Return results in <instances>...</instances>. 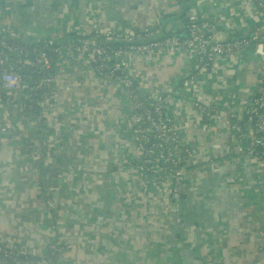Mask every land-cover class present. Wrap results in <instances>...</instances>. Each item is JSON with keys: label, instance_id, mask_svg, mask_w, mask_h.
I'll list each match as a JSON object with an SVG mask.
<instances>
[{"label": "crops", "instance_id": "crops-1", "mask_svg": "<svg viewBox=\"0 0 264 264\" xmlns=\"http://www.w3.org/2000/svg\"><path fill=\"white\" fill-rule=\"evenodd\" d=\"M115 1L122 17L108 21L105 8L102 15L108 26L123 21L126 10L137 8L134 15L128 14L139 19L140 28L161 21L165 34L179 29L173 25L183 24L184 13L188 12L221 17L220 28L228 36L264 29L255 17L243 26L237 17L238 0H185L181 10H173L170 0H121L120 5ZM242 2L250 4L249 0ZM56 3L63 14L56 26L35 33L30 32L35 26H29L32 20L28 15L16 18L15 23L24 25L21 30L27 31L25 36L33 41L24 43L39 46L61 36L79 38L88 29L90 12L104 7L102 3H90L70 8L62 0H53L52 4ZM2 8L0 1V14ZM8 27L11 29L5 26L4 30L14 34L15 26ZM57 60L60 69L53 92L59 101L52 103L53 109L48 108V112L56 113L59 119L58 123L50 120L48 124L59 132L56 143L60 152L66 151L74 162L75 171L58 173L65 175L63 187L68 195H56L54 206L36 198L41 188L28 165L19 162L14 137L0 136L3 243L36 254L61 242L66 246L67 259L82 264H264V231L260 228L264 225V171L249 154L255 131L247 113L248 95L241 97L236 90L237 69L233 71L226 59L217 58L214 66H207L212 75L210 84L199 90L192 88L184 95L177 87L192 72L193 60L187 53L175 59L158 55L138 64L141 95L163 101L172 123L193 150L182 199L174 210L160 187L153 186L139 168L129 164L135 156L132 133L123 122L125 115L116 99L119 95L102 86L83 60L68 55L58 56ZM24 87L12 108L3 107L0 101V130L14 122L19 134L24 120L37 130L38 123L28 113L25 115ZM193 103L202 104L205 111L217 113V117L207 118V113L201 114ZM89 114L93 122L90 134L76 136V125H87ZM66 137L72 146L65 144L64 150ZM48 163L52 165V161ZM89 165L94 167L89 169ZM75 183L76 194L71 192ZM30 203L32 207L26 208ZM55 207L61 210L57 220L50 214Z\"/></svg>", "mask_w": 264, "mask_h": 264}, {"label": "built area", "instance_id": "built-area-1", "mask_svg": "<svg viewBox=\"0 0 264 264\" xmlns=\"http://www.w3.org/2000/svg\"><path fill=\"white\" fill-rule=\"evenodd\" d=\"M242 1L238 0L240 5L237 17L243 26L248 25L250 17L259 19L262 22L260 26H264V0H249L250 4L247 6ZM170 3L173 10H181L184 4L183 0H170ZM103 11L104 8H100L90 12L88 29L80 33L79 38L68 35L45 40L43 45L47 48L46 51L40 52L36 46L27 43L9 45L4 38H0L2 106L9 108V102L16 99L24 84L23 76L14 71V64L32 71L38 68L53 71L58 69L60 62L51 53L57 57L68 55L71 59L77 57L78 60H83L87 70L97 77L102 86L119 95L116 99L123 109L126 126L132 133L130 142L138 154L140 173L145 178L146 172L152 173L153 177L148 180L153 186L160 187L172 208L177 210L189 173L188 160L193 157L192 146L189 142L185 143L183 133L172 123L173 118L160 98L149 96L143 101L139 100L136 90L140 78L138 64L158 55L175 59L182 52L187 53L193 60L192 72L181 81L177 89L188 95L192 88L199 90L210 84L212 75L208 73L207 66L209 63L214 66L217 58H224L233 71L241 65L246 66L237 81L236 90L241 97L243 94L248 95L247 113L253 121L255 131L249 154L257 159L259 167L264 171V29L253 30L250 35L241 32L237 39L232 40L220 28L221 17L188 12L183 24L173 25L180 26L179 29H171L167 32L168 35H164L161 21L154 22L148 28H140L126 20L108 26L104 21ZM227 26H230L229 23ZM249 49L253 50L254 58L245 64L242 53ZM54 83V78L44 76L38 89L53 88ZM53 101L57 102L58 96ZM193 106L199 108L201 114L207 113L209 119L217 117V113L205 111L202 104L193 103ZM223 115L229 117L224 112ZM7 123H11V119ZM0 133L13 136L17 133V126L14 122L4 125ZM15 145L17 147L18 142ZM153 156L160 160L152 159ZM263 227L264 225L260 227L261 230ZM2 251L0 245V252ZM5 254L17 264H72L67 259L65 250L51 245L36 254L27 251L16 253L13 250L6 251ZM55 255L59 256L58 260L52 258ZM32 256L37 259H31ZM27 257L29 261L24 262L22 259ZM0 264L4 263L0 261Z\"/></svg>", "mask_w": 264, "mask_h": 264}, {"label": "trees", "instance_id": "trees-1", "mask_svg": "<svg viewBox=\"0 0 264 264\" xmlns=\"http://www.w3.org/2000/svg\"><path fill=\"white\" fill-rule=\"evenodd\" d=\"M3 4L2 12L0 14V38L5 39L6 44H22L24 43L23 41H32L30 39H27V31L26 33L21 30L24 25H17L15 23L16 18L18 19L19 17L22 18L23 15H28L35 9L39 8L40 6H47L50 8L52 5L53 0H45L44 2H37L33 3L34 0H20L21 3H18L17 5H14L13 9H10L8 5L10 4V0H0ZM186 1L183 0V3ZM13 4V1L11 2ZM63 3V0H62ZM49 5V6H48ZM126 10L124 13H126V17L123 18V20L129 21L135 26H139L137 24H140L141 22L139 19H133L132 15L130 14H135L139 10L137 8H133V10L129 11ZM186 12V10H185ZM130 13V14H128ZM186 15V13H184ZM62 12L59 10V8H55V10L51 13H49L46 22H40V23H34L30 24L29 26H38L40 29H45L46 27L49 26H56L57 22L59 23V19L62 16ZM26 17L23 18L25 20ZM50 20V21H49ZM3 21V22H2ZM49 21V22H48ZM7 25L15 26L16 31L15 33L17 34V37L20 38H13L12 35L11 37H8L9 35H6L4 33V27ZM141 26V25H140ZM14 28V27H13ZM32 34V33H31ZM168 35V34H164ZM22 36V37H21ZM25 36V38H23ZM238 38V35L235 36V34H229V39L235 40ZM33 42V41H32ZM42 42V40H40ZM30 44V43H29ZM105 45V44H104ZM38 50L41 51H46L47 48L43 45V43H40L39 46H36ZM253 50L249 49L247 54H242V61L246 64L247 60H251L253 57ZM51 56L57 60V56L54 53H51ZM205 60V61H204ZM205 63H207L206 59H203ZM209 63V62H208ZM248 64V63H247ZM213 65L212 63H209V66ZM15 68L14 71H16L18 74L23 76L24 78V93L25 96L27 97L26 104H25V115L28 113V115H31V119L35 122L38 123L37 130L31 129L28 122L26 120L22 121L23 122V127L21 130H19V134H14V142L17 143V148H18V160L21 159L20 161L23 164L28 165L30 168L29 170L31 172V176L34 180H36L37 183H39V187L41 188L40 194L36 196L39 200H41L43 203L47 204L48 206L53 205V203L58 202L56 200V195L62 194L63 196H67V190L63 186L66 184V179L65 175L58 174L59 172L63 171L64 173H68L69 171H75V166L74 162L72 160V157L64 152H60V147L56 143V140L59 138V132L55 130V128H52L48 122L52 120L55 123H58L59 116L56 113L49 114L48 108L53 109L52 103L55 104L53 101L54 97L57 96L55 94V91L53 92V88H48V89H38V85L41 81V79L44 76H51L56 79V73L58 69L53 70V71H44L40 68H38L36 71L32 70H27L26 68H23L22 66L18 64H14ZM209 69V68H208ZM136 90L137 94L139 97V100L143 101L145 100V96L141 95L140 91L138 90V85L136 84ZM48 99V100H47ZM47 100V101H46ZM147 100V99H146ZM59 101V100H58ZM57 101V102H58ZM78 102H83V100L77 99ZM11 102H15L14 99L11 100ZM45 106H43V104ZM14 106V105H13ZM11 106V107H13ZM78 107H81L80 105ZM100 108V107H99ZM101 109V108H100ZM120 110L123 111L122 108ZM24 115V113H23ZM92 117L91 114L88 115V124L91 125V127H88L87 125H81L77 124L76 126L79 127L77 130V135L78 137L85 136L86 134H90L91 129L93 128V122L90 119ZM61 121V119H60ZM74 126V127H76ZM27 132V134L25 133ZM93 137V134L90 136V139ZM65 144L71 145L69 139L66 137L64 138V143L62 144V149L66 150ZM72 146V145H71ZM183 150H185V147H183ZM135 156L133 159L129 161V164L136 169H138L137 166V161H138V154L136 153L135 150H133ZM24 159V160H22ZM152 159H157L160 160L159 157L153 156ZM49 161H52V165L48 163ZM166 171H170L169 168H165ZM52 170L56 173H52ZM145 176L147 179H150L153 177V174L150 172H146ZM78 177V176H76ZM80 179L77 178V181ZM76 184V183H75ZM74 184V185H75ZM73 185V186H74ZM182 199V196H181ZM180 199V201H181ZM60 204V203H59ZM59 204H56L57 208L59 207ZM54 206V205H53ZM51 208L50 214L56 218V216L61 217L59 215L60 209ZM65 211V210H64ZM58 218H56L57 220ZM0 245L3 248V251L0 252V261H2L4 264H17L10 258L6 257L5 252L13 250L16 253H20L23 251H18L17 249L10 248L8 247L9 245L5 244L2 242V238H0ZM51 246H55L57 248H61L66 251V246L61 243V242H54L52 243ZM67 252V251H66ZM52 253V251H51ZM31 259H37L36 257L32 256L30 257ZM54 260H58L59 256L55 255L52 256ZM24 262H28L29 258H23L22 259ZM72 264H79V262H71Z\"/></svg>", "mask_w": 264, "mask_h": 264}, {"label": "water", "instance_id": "water-1", "mask_svg": "<svg viewBox=\"0 0 264 264\" xmlns=\"http://www.w3.org/2000/svg\"><path fill=\"white\" fill-rule=\"evenodd\" d=\"M56 1L59 2L60 0H56ZM115 2H116L115 0H63L64 6L67 4L70 8H74L75 5L81 6V7H85L86 5H88L90 3H93V5H96L98 3H102L103 5H100V6H104L103 8L107 9L106 17H107L108 21L121 20L122 15H121L120 12L118 14V11H117V9L115 7ZM35 3H37V2H35ZM57 4L58 3H56L54 5L52 4L50 6V12H48V10H47L48 7L47 6H45V5L40 6L38 8V10H36V12L34 13L35 17H32V16L28 15L29 16L28 18L32 20V21H30V24L46 22L45 19H47L49 13L54 11V9L56 8L55 6ZM111 10H114V11H111ZM123 18H124V16H123ZM245 67L246 66L241 65L237 69L238 79L241 78L242 72H243Z\"/></svg>", "mask_w": 264, "mask_h": 264}, {"label": "rangeland", "instance_id": "rangeland-1", "mask_svg": "<svg viewBox=\"0 0 264 264\" xmlns=\"http://www.w3.org/2000/svg\"><path fill=\"white\" fill-rule=\"evenodd\" d=\"M13 1V4L11 3ZM40 1H45V0H40ZM10 4L8 5V7L10 8V9H13L14 8V5H17L18 3H21L20 2V0H10V2H9ZM121 4V0H118V5H120ZM28 15H30V16H32V17H35L34 16V12L32 11L30 14H28ZM134 15V14H133ZM28 18V17H27ZM133 19H135V18H133ZM3 22V21H2ZM3 23H1L0 25H2ZM8 26H11V25H7V28H9ZM9 29H11V28H9ZM9 29L8 30H4V32L6 33V35H12V37L13 38H15V39H17V38H20V37H17V34L16 33H14L13 34V31H9ZM37 30H41L38 26H35L34 27V29L32 30V31H30V32H34L35 31V33H36V31ZM38 31V32H39ZM42 31V30H41ZM34 34V33H33ZM36 35H38V33L36 34ZM225 36H226V34H225ZM22 37V36H21ZM26 41V40H25ZM253 58L254 57H252V59L251 60H247L246 61V64L247 63H249V62H251L252 60H253ZM9 108L11 107V106H13L14 105V102H9ZM123 122H125V119H124V121ZM0 136H2L1 138H3V139H6V137H4L5 135H3V134H1L0 133ZM19 162H21V161H19ZM92 167H94V165H89V169L90 168H92ZM52 173H56V172H54L53 170H52ZM149 183H151V181H148ZM71 192L72 193H74V194H76V193H78V190H77V185L75 184L72 188H71ZM79 197H80V195H79ZM0 198H2V197H0ZM35 202V201H34ZM31 204V205H30ZM30 204H28V205H30V206H28V207H26V208H29V207H32V205H33V203H30ZM29 210V209H28ZM22 211H23V208H22ZM264 231V227L262 228V232Z\"/></svg>", "mask_w": 264, "mask_h": 264}, {"label": "bare ground", "instance_id": "bare-ground-1", "mask_svg": "<svg viewBox=\"0 0 264 264\" xmlns=\"http://www.w3.org/2000/svg\"><path fill=\"white\" fill-rule=\"evenodd\" d=\"M251 69H252V68H251ZM251 69H250V70H251ZM252 70H254V69H252Z\"/></svg>", "mask_w": 264, "mask_h": 264}, {"label": "flooded vegetation", "instance_id": "flooded-vegetation-1", "mask_svg": "<svg viewBox=\"0 0 264 264\" xmlns=\"http://www.w3.org/2000/svg\"><path fill=\"white\" fill-rule=\"evenodd\" d=\"M49 12H50V10H49ZM34 16H35V14H34Z\"/></svg>", "mask_w": 264, "mask_h": 264}]
</instances>
